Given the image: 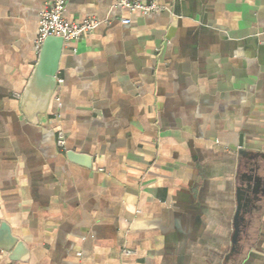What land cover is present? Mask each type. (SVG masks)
<instances>
[{
    "label": "crops",
    "instance_id": "crops-1",
    "mask_svg": "<svg viewBox=\"0 0 264 264\" xmlns=\"http://www.w3.org/2000/svg\"><path fill=\"white\" fill-rule=\"evenodd\" d=\"M49 1L0 0V264H264V0H69L99 26L32 119Z\"/></svg>",
    "mask_w": 264,
    "mask_h": 264
},
{
    "label": "water",
    "instance_id": "water-1",
    "mask_svg": "<svg viewBox=\"0 0 264 264\" xmlns=\"http://www.w3.org/2000/svg\"><path fill=\"white\" fill-rule=\"evenodd\" d=\"M65 48L62 38L49 37L40 50L39 60L29 80L21 101L22 111L32 119L46 114L55 97L58 83L57 75ZM0 247L7 252L23 248V244L14 236L7 223L0 226Z\"/></svg>",
    "mask_w": 264,
    "mask_h": 264
},
{
    "label": "built area",
    "instance_id": "built-area-1",
    "mask_svg": "<svg viewBox=\"0 0 264 264\" xmlns=\"http://www.w3.org/2000/svg\"><path fill=\"white\" fill-rule=\"evenodd\" d=\"M69 0H50L40 15L39 33L35 40V45L40 51L44 42L49 37L62 38L65 43L82 40L98 28L99 23L94 20H86L81 23L69 22L65 18L67 4ZM117 6L130 13H139L148 16L156 12L164 10V7L157 3H145L144 0H117ZM129 24L130 20L123 21ZM58 88L62 84V80H58ZM58 88L54 100L60 106V97L58 96ZM57 145L63 151L67 147V137L63 130L57 133ZM1 226V218H0ZM6 252L0 247V257ZM131 253V251H127Z\"/></svg>",
    "mask_w": 264,
    "mask_h": 264
}]
</instances>
